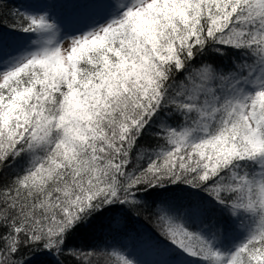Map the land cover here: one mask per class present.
<instances>
[{"label":"snow or ice","instance_id":"snow-or-ice-1","mask_svg":"<svg viewBox=\"0 0 264 264\" xmlns=\"http://www.w3.org/2000/svg\"><path fill=\"white\" fill-rule=\"evenodd\" d=\"M73 7L0 35V264H144L72 244L140 206L171 264H264V0Z\"/></svg>","mask_w":264,"mask_h":264},{"label":"trees","instance_id":"trees-1","mask_svg":"<svg viewBox=\"0 0 264 264\" xmlns=\"http://www.w3.org/2000/svg\"><path fill=\"white\" fill-rule=\"evenodd\" d=\"M81 2L82 0H6L7 8L0 13V35H3L6 46L8 42L20 38V33L13 30L12 25L15 22L8 14V9H18L23 13L36 10L43 5H55V13L67 23H72L78 11L73 6ZM72 244L84 248L103 244L122 245L133 254V258L143 261L144 264H164V262L171 264L175 259L169 254L172 245L162 235L154 207L150 206L128 209L117 214L115 219L104 217L97 222L94 229L78 233ZM146 247L153 249L152 258L148 257ZM70 264H75V261H70ZM100 264H103V258Z\"/></svg>","mask_w":264,"mask_h":264},{"label":"rangeland","instance_id":"rangeland-1","mask_svg":"<svg viewBox=\"0 0 264 264\" xmlns=\"http://www.w3.org/2000/svg\"><path fill=\"white\" fill-rule=\"evenodd\" d=\"M145 249L147 251L148 257L152 258L153 257V249L151 247H146Z\"/></svg>","mask_w":264,"mask_h":264}]
</instances>
